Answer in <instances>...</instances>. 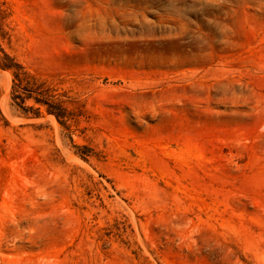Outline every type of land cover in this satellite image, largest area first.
Masks as SVG:
<instances>
[{
  "label": "rangeland",
  "instance_id": "1",
  "mask_svg": "<svg viewBox=\"0 0 264 264\" xmlns=\"http://www.w3.org/2000/svg\"><path fill=\"white\" fill-rule=\"evenodd\" d=\"M0 264H264V0H0Z\"/></svg>",
  "mask_w": 264,
  "mask_h": 264
},
{
  "label": "trees",
  "instance_id": "2",
  "mask_svg": "<svg viewBox=\"0 0 264 264\" xmlns=\"http://www.w3.org/2000/svg\"><path fill=\"white\" fill-rule=\"evenodd\" d=\"M4 68L11 69V68H14V67H12V66H4ZM17 78H18V76H17Z\"/></svg>",
  "mask_w": 264,
  "mask_h": 264
}]
</instances>
